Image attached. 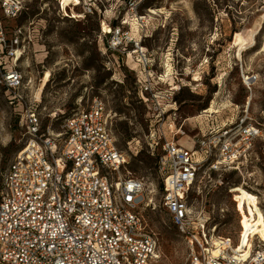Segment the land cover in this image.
Instances as JSON below:
<instances>
[{
  "label": "rangeland",
  "instance_id": "1",
  "mask_svg": "<svg viewBox=\"0 0 264 264\" xmlns=\"http://www.w3.org/2000/svg\"><path fill=\"white\" fill-rule=\"evenodd\" d=\"M22 1L21 15L5 22L22 28L24 48L11 63L40 98L43 128L58 130L93 98L105 103L115 145L128 158L123 173L154 190L145 191L140 212L159 239L158 264H185L187 248L160 207L154 131L197 149L202 134L253 126L246 159L220 172L203 164L191 201L221 235L241 229L233 187L258 197L264 216V0H80L67 12L59 0ZM213 102L214 112L204 113ZM19 114L0 84V178L23 143ZM180 128L184 136H174Z\"/></svg>",
  "mask_w": 264,
  "mask_h": 264
},
{
  "label": "built area",
  "instance_id": "2",
  "mask_svg": "<svg viewBox=\"0 0 264 264\" xmlns=\"http://www.w3.org/2000/svg\"><path fill=\"white\" fill-rule=\"evenodd\" d=\"M23 9L22 0H0V84L23 130L22 146L0 178V264H158L159 239L140 212L147 185L123 173L128 158L115 145L105 103L93 98L58 130L43 128L40 98L30 96L11 63L24 48L22 28L9 30L5 22ZM243 123L202 134L197 149L168 139L163 129L150 136L160 207L186 243L185 264H264L261 236L248 234L240 248L244 230L237 240L221 235L205 207L191 201L203 164L220 172L246 159L257 134ZM176 135L184 136L182 128Z\"/></svg>",
  "mask_w": 264,
  "mask_h": 264
},
{
  "label": "bare ground",
  "instance_id": "3",
  "mask_svg": "<svg viewBox=\"0 0 264 264\" xmlns=\"http://www.w3.org/2000/svg\"><path fill=\"white\" fill-rule=\"evenodd\" d=\"M59 2L61 9L64 12H67V9L71 6L75 7L81 4L80 0H59ZM103 26L104 30H107L106 25L104 24ZM20 57L21 52L18 51L17 60L20 59ZM50 76V72H46L44 78L42 79L38 93L44 90V88L50 81ZM214 104L215 102H213L212 105L204 113L214 112ZM145 191H148L149 194L154 193V190H152L150 187H148V189H146ZM230 193L234 195V200L238 204V210L243 211L242 223L239 224L240 228L244 230L242 237H239V243H241L240 248L247 244V237L250 233H252L253 235H259L264 239V216L258 207L257 198L254 195L246 192L243 188L239 186L233 187Z\"/></svg>",
  "mask_w": 264,
  "mask_h": 264
}]
</instances>
